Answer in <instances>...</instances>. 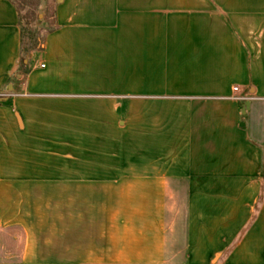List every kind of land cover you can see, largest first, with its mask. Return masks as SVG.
<instances>
[{"label": "crops", "instance_id": "crops-1", "mask_svg": "<svg viewBox=\"0 0 264 264\" xmlns=\"http://www.w3.org/2000/svg\"><path fill=\"white\" fill-rule=\"evenodd\" d=\"M48 5L0 0V264H264V0Z\"/></svg>", "mask_w": 264, "mask_h": 264}, {"label": "rangeland", "instance_id": "rangeland-1", "mask_svg": "<svg viewBox=\"0 0 264 264\" xmlns=\"http://www.w3.org/2000/svg\"><path fill=\"white\" fill-rule=\"evenodd\" d=\"M16 2L26 33L25 37L31 43L33 42V46L40 45L43 34L51 28L52 11L49 7L50 4L47 7H40L42 0H16Z\"/></svg>", "mask_w": 264, "mask_h": 264}, {"label": "built area", "instance_id": "built-area-1", "mask_svg": "<svg viewBox=\"0 0 264 264\" xmlns=\"http://www.w3.org/2000/svg\"><path fill=\"white\" fill-rule=\"evenodd\" d=\"M234 90H238V86H235V87H234Z\"/></svg>", "mask_w": 264, "mask_h": 264}, {"label": "trees", "instance_id": "trees-1", "mask_svg": "<svg viewBox=\"0 0 264 264\" xmlns=\"http://www.w3.org/2000/svg\"><path fill=\"white\" fill-rule=\"evenodd\" d=\"M12 1H14L15 3H17L16 0H12Z\"/></svg>", "mask_w": 264, "mask_h": 264}]
</instances>
